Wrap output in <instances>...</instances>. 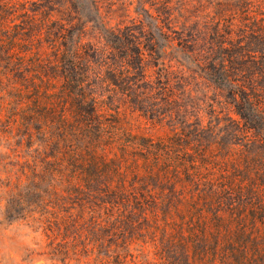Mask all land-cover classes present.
Segmentation results:
<instances>
[{
	"label": "trees",
	"instance_id": "1",
	"mask_svg": "<svg viewBox=\"0 0 264 264\" xmlns=\"http://www.w3.org/2000/svg\"><path fill=\"white\" fill-rule=\"evenodd\" d=\"M12 4L0 0V95L8 97L0 174L9 183L2 210L6 218L36 224L46 239L24 258L49 264H264V52L258 61L246 48L249 59L236 64L226 58L228 51L214 62L229 84L225 103L238 117L227 143L219 140L223 130L214 142L199 143L201 131L217 129L181 121L154 135L141 126L158 123L157 99L171 100L162 65L153 82L140 65L135 77L125 53L128 65L114 71L116 78L134 77L135 84L141 77L152 89L158 84L161 95L150 105L145 103L154 93L142 94V103L126 93L117 105L112 98L107 103L93 93L87 75L89 51L100 52L67 35L79 19L45 18L34 31L29 24L36 19L16 23ZM253 6L247 0L225 10L228 36L216 31L221 49L228 50L233 34L248 48L253 40L264 45V13ZM51 24L61 26L59 35ZM188 43L180 34L178 44Z\"/></svg>",
	"mask_w": 264,
	"mask_h": 264
},
{
	"label": "rangeland",
	"instance_id": "2",
	"mask_svg": "<svg viewBox=\"0 0 264 264\" xmlns=\"http://www.w3.org/2000/svg\"><path fill=\"white\" fill-rule=\"evenodd\" d=\"M13 1L15 7L12 4V12L16 11L18 14L16 23L23 21L25 16L34 17L36 21L29 24L34 31L43 27L45 18L61 23L69 22V19L71 21L72 16L79 19L80 25L73 27L67 35L70 39L80 41L82 47H93L100 52L89 51L90 57L86 60L90 63L91 72L87 75L93 93L107 98V103L112 98L117 105L121 102L122 93L139 97L142 103L145 93H154L145 103L150 105L155 97L161 95L158 84L152 89L141 77H138L135 84L134 77H130V81L125 77L116 78L114 71L122 65H128L125 64V53L132 57L128 62L135 77L140 73V66L142 69L146 67L150 75L148 79L153 82L157 79L162 65L171 80V94L167 95L171 100L165 101V97L157 99L155 121L158 123L152 128L145 121L141 127H148L147 132L154 135L165 134L173 127V123L181 121V124L186 122L188 128L193 126L204 129L211 127L213 131L217 129L215 134L201 131V138H196L199 143L214 142V137L221 130L223 133L220 141L227 143L231 139L228 133L232 126L231 120H238V117L225 103L226 100L229 101V84L218 74V69L214 70V62L222 60V56L229 51L226 58L233 63L242 64L249 59L245 55L246 48L251 50V54L258 61L262 60L264 45L253 40L252 46L248 48L244 41L236 40L237 36L233 34L232 40L225 43L228 50H223L222 44L218 43L221 38L217 37L216 31L222 32V37H227L223 31L228 32L226 26L230 16L225 10L232 6L239 9L241 3L247 0ZM248 1H254L253 10L256 13H264V5L260 3L264 0ZM226 5L230 6L223 7ZM50 30L54 35H59L62 29L59 25L51 24ZM180 34L189 42L188 45L182 47L178 44ZM127 85L129 88L125 87ZM114 88L116 91H111ZM6 100L8 97L0 95V158L6 153L4 147L7 145L4 133L6 122L3 116ZM164 111L167 112L163 116ZM162 117L170 119L160 120ZM2 165L0 163V169H3ZM8 184L0 174V264H49L44 259L36 258L35 262H29L24 258L27 250L40 251L46 239L37 231L36 224L24 218L11 219L4 216L2 206Z\"/></svg>",
	"mask_w": 264,
	"mask_h": 264
}]
</instances>
